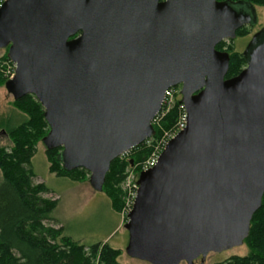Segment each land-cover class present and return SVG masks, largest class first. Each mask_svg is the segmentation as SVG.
Returning a JSON list of instances; mask_svg holds the SVG:
<instances>
[{
  "label": "water",
  "instance_id": "obj_1",
  "mask_svg": "<svg viewBox=\"0 0 264 264\" xmlns=\"http://www.w3.org/2000/svg\"><path fill=\"white\" fill-rule=\"evenodd\" d=\"M258 20L246 0H5L0 48L15 63L5 88L32 94L62 148L102 191L112 161L156 134L166 91L181 86L187 124L142 170L124 227L126 253L194 264L244 244L264 195V27L227 77L218 49ZM133 162V161H131Z\"/></svg>",
  "mask_w": 264,
  "mask_h": 264
},
{
  "label": "trees",
  "instance_id": "obj_2",
  "mask_svg": "<svg viewBox=\"0 0 264 264\" xmlns=\"http://www.w3.org/2000/svg\"><path fill=\"white\" fill-rule=\"evenodd\" d=\"M254 5H264V0H246ZM238 35H245L246 28H240ZM218 44V49H223ZM230 67L227 77L238 74L246 65L243 52L234 50L230 45ZM10 62L7 54L2 61ZM3 67V65L1 64ZM0 66V86L8 76ZM15 103L29 114L28 118L8 132L12 137L10 151L0 147V168L3 181L0 182V264H121L118 260L120 248L108 242H94L88 245L74 239L60 228L48 227L45 219L53 217L57 202L41 196L48 187L44 184L33 185L32 171L26 167L34 156L35 144L47 134L49 126L44 117V109L34 95L29 94ZM181 100H177L160 117L155 126V137L175 125L180 111ZM146 146L139 144L131 151ZM62 148L47 149L51 170L61 177L80 178L89 174L84 168L67 170L60 157ZM128 154V153H127ZM118 156L111 163L103 190L111 196L112 208L118 212L122 199L117 184L123 179L127 163ZM132 161V160H131ZM249 251L246 255H233L228 260L214 264H264V195L261 207L255 212L250 233L245 239ZM88 247V249H86Z\"/></svg>",
  "mask_w": 264,
  "mask_h": 264
},
{
  "label": "rangeland",
  "instance_id": "obj_3",
  "mask_svg": "<svg viewBox=\"0 0 264 264\" xmlns=\"http://www.w3.org/2000/svg\"><path fill=\"white\" fill-rule=\"evenodd\" d=\"M254 6L258 16L256 24L246 26L247 33L245 35H238L233 40L227 39L224 47L227 46L226 48L229 49V46L232 45L234 50L243 52L252 35L264 26V5ZM5 54H7V48H0V66L1 64L3 65L1 67L4 69V76L9 78L14 73L15 63L10 59V62L2 61V57ZM179 88L181 89V86ZM181 98L182 95L178 96L179 100ZM28 116L29 114L15 103V99L7 91L5 84L1 85L0 147L10 151L12 137L8 131L21 124ZM155 145V141L151 142V144H146L144 148L130 151L124 156L123 159L126 161L130 160V162L132 160L133 162L127 163L124 177L117 184L121 194L122 206L116 212L111 205V196L104 190H95L89 181V174L80 178H72L61 177L52 172L51 162L46 154V146L42 140H38L35 144L32 161L26 167L33 173L30 178L33 185L44 183L48 187L46 191L41 192V196L57 202L56 208L52 213L53 217L45 219L43 221L44 224L54 228L64 226L66 234L85 245L102 241L108 242L115 248H120L118 260L121 264H152L146 260L133 258L126 253L129 233L124 224L128 221L133 185L139 179L145 162L156 148L154 147ZM1 181H3V175L0 168ZM248 251L249 248L244 243L222 252H209L205 258L202 256L196 258L194 264L223 262L233 255H246ZM180 264L188 263L182 261Z\"/></svg>",
  "mask_w": 264,
  "mask_h": 264
},
{
  "label": "built area",
  "instance_id": "obj_4",
  "mask_svg": "<svg viewBox=\"0 0 264 264\" xmlns=\"http://www.w3.org/2000/svg\"><path fill=\"white\" fill-rule=\"evenodd\" d=\"M4 1L5 0H0V6L3 4ZM13 74H11V77H12ZM179 86L180 85L172 86V87L167 89L166 95H165V99L163 101L162 109L156 115V117L153 119L154 127L159 124L160 117L164 113V111H167L178 100V96L181 95V89L179 88ZM177 94H178V96H177ZM180 108H181V111H180L179 117H178V119H177V121H176V123H175V125L173 126L172 129L165 131L160 137L152 136V137L148 138L145 141L146 144H151V142L155 141L156 145L154 147H156V148L153 150L152 155L150 156V158L145 162L142 170H146V169H149V168L155 166L156 163L158 162V159H159V156H160L161 152L166 147V145L169 142V140L171 138H173L179 131H181L182 129L185 128V126L187 124L186 111H185V108H184L183 104H181ZM131 150H128V151L122 153L120 156H122V157L125 156ZM137 181L134 183L133 189H132L133 192H132V198H131V208L133 206L134 200H135L136 195H137V190H138V187H139ZM131 208H130V210H131Z\"/></svg>",
  "mask_w": 264,
  "mask_h": 264
},
{
  "label": "flooded vegetation",
  "instance_id": "obj_5",
  "mask_svg": "<svg viewBox=\"0 0 264 264\" xmlns=\"http://www.w3.org/2000/svg\"><path fill=\"white\" fill-rule=\"evenodd\" d=\"M235 1H237V0H235ZM248 25H250V24H246V25H244V26L241 27V28H244V27H246V26H248ZM250 26H253V25H250ZM263 27H264V26H263ZM263 27H261L259 30H261ZM238 30H239V29H238ZM259 30H257L256 32H258ZM237 32H238V31H237ZM256 32H255V33H256ZM255 33H254V34H255ZM254 34L252 35V37L254 36ZM237 36H238V33H237ZM237 36H236V37H237ZM236 37H235V38H236ZM252 37H251V39H252ZM251 39H250V41H251ZM226 40H227V39H226ZM226 40H223L221 43H219V44H223V47H222V48H224V49H227V48H226L227 46L224 47V46H225V43H226ZM231 40H233V39H231ZM250 41H249V42H250ZM249 42H248V44H249ZM248 44H247V46H248ZM247 46H246V47H247ZM224 49H222V50H224ZM245 49H246V48H245ZM244 51H245V50H244ZM244 51H243V52H244Z\"/></svg>",
  "mask_w": 264,
  "mask_h": 264
}]
</instances>
